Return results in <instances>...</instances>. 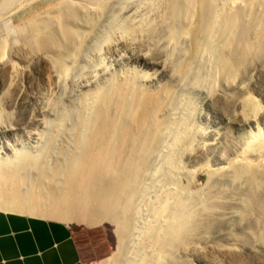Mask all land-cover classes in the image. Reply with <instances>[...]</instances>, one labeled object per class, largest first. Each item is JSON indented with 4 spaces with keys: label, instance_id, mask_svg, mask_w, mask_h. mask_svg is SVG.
Masks as SVG:
<instances>
[{
    "label": "bare ground",
    "instance_id": "bare-ground-1",
    "mask_svg": "<svg viewBox=\"0 0 264 264\" xmlns=\"http://www.w3.org/2000/svg\"><path fill=\"white\" fill-rule=\"evenodd\" d=\"M103 1L65 0L52 9L28 15L26 28L21 33H29L36 48L34 61L42 64L50 89L51 85L55 88L65 80L68 71L93 43L90 39L105 8L101 4ZM17 2L0 0V10L16 8ZM254 4L259 11L254 10ZM155 15L152 23V20L133 13L117 21L116 27L92 44L91 51L97 57V64L91 74L97 77L74 100L54 107L56 121L51 127L47 122L50 133L41 152L15 151L12 155L0 156V210L65 223L98 224L105 220L114 225L120 252L100 260L99 264L129 263L128 241L132 230L137 228L133 218L137 214L145 173L163 147L169 129L176 132L170 145L171 155L178 146H182L186 155L193 145L191 128H194L180 124L176 127L177 123L172 125L173 121L169 120L166 110L172 88L151 90L141 83L138 74L111 70V64H106L103 55L109 51L117 54L120 45L134 42L147 28L151 38L165 34L170 50L175 54L170 55L173 56L170 57L173 60L172 75L183 85L185 80L197 74V61L206 48L212 49L216 57L218 67L214 75L218 73L228 79L249 56L257 55L264 44L263 0H233L218 4L215 0H165ZM9 43L13 47L16 45L15 39L0 40V74L5 75L1 99L18 84V77L23 74L16 63L5 56L10 49ZM214 77H208L207 81L212 83L217 79ZM187 101L182 99L173 103L174 111L178 112ZM245 104L252 109V115L260 109L259 102L252 97H247ZM61 135L66 142L60 150L61 162L50 166L47 163L48 147ZM251 138L243 143V156L262 152L264 148L260 133ZM257 164L235 159L229 166L232 178H243L257 185L261 178ZM184 170L178 163L177 175H185ZM168 171L160 174L161 187L156 201L144 202L146 227H142L146 230L140 231L144 233L142 244L146 253L140 264H168L172 255L175 256L187 241L185 238L194 232L196 209L208 211L211 205L208 195L182 187L177 176Z\"/></svg>",
    "mask_w": 264,
    "mask_h": 264
},
{
    "label": "rangeland",
    "instance_id": "rangeland-1",
    "mask_svg": "<svg viewBox=\"0 0 264 264\" xmlns=\"http://www.w3.org/2000/svg\"><path fill=\"white\" fill-rule=\"evenodd\" d=\"M63 1L65 0H18V7L0 10V40L15 39L16 43V48L9 43L10 49L5 56L23 71L14 87L16 89L12 88L2 99L0 97L1 157L12 155L15 151L34 154L41 152L46 147L49 126H54L53 121H56L54 107L67 104L72 98L74 100L97 77L91 74L97 64V57L92 55V44L116 27L117 21L133 13L139 15V18H148L153 23L159 6L165 3V0H104L101 4L105 8L99 25L97 24L90 39L93 43L86 49L83 58L68 71L65 80L55 88L54 84L51 85L50 89L46 85L42 64L38 65L34 61L36 48L30 41L29 33L21 32L26 28L29 14L47 11V8L52 9ZM230 1L215 0V4ZM134 7H137L138 12ZM253 7L255 11H259L257 4ZM168 42L165 34L151 38L147 28L134 42L127 43L126 46L120 45L117 54L109 51L103 55L106 64L112 65H109L111 70L138 74L141 76V83L151 90L172 88V95L168 100L170 105H167L166 110L169 120L173 121L172 125L177 123L176 127L179 124L194 126L191 128L193 145L186 155L183 154L182 146H178L171 155L170 145L176 132L172 131L173 128L169 129L163 147L157 157L155 155L156 158L152 159V165L145 173L144 187L138 197V208L136 207L137 214L133 218L134 227L137 228L132 230L128 241L131 253H128V264H140V260L144 259V202L156 201L161 187L160 174H166L168 170V173L177 176L179 185L193 193L208 195L211 203L208 211L196 209V224H193L196 228L192 227L194 232L185 238L187 244L184 242L168 264H264V148L262 152H251L247 156L242 154L243 143L252 139L253 134L260 133L264 141V44L257 55L249 56L235 75L228 79L218 73L214 75L218 67L216 57L212 49L206 48L197 61V76L192 75L181 85V81L172 75L171 58L175 54L170 50ZM214 76L217 77L215 81H207ZM4 77L5 75L0 74V96L5 90ZM208 77L210 78L207 79ZM186 96L189 97L188 101ZM247 97L259 102L260 109L255 115H252L250 106L246 107ZM182 99L187 101V105L183 102L184 106L178 112L174 111L172 106ZM62 137H57L56 142L48 147L50 152L47 153V163L50 166L61 162L60 150L66 144ZM235 159L259 164L261 178L257 185L243 178H232L229 166ZM178 163L183 166L187 176L185 173L177 175ZM245 198L248 201L245 202ZM68 224L86 264H99L105 258L120 252L112 223L101 220L98 224L85 221H71ZM136 234L138 235L135 236Z\"/></svg>",
    "mask_w": 264,
    "mask_h": 264
},
{
    "label": "crops",
    "instance_id": "crops-1",
    "mask_svg": "<svg viewBox=\"0 0 264 264\" xmlns=\"http://www.w3.org/2000/svg\"><path fill=\"white\" fill-rule=\"evenodd\" d=\"M0 264H86L68 223L0 210Z\"/></svg>",
    "mask_w": 264,
    "mask_h": 264
}]
</instances>
